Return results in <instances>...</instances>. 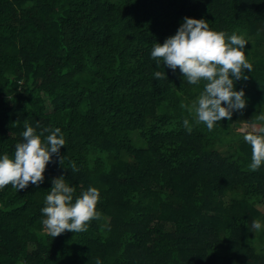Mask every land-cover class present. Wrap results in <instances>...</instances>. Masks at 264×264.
<instances>
[{
  "label": "trees",
  "instance_id": "1",
  "mask_svg": "<svg viewBox=\"0 0 264 264\" xmlns=\"http://www.w3.org/2000/svg\"><path fill=\"white\" fill-rule=\"evenodd\" d=\"M185 17L248 41L247 105L212 131L181 107L204 82L151 57ZM261 114L264 0H0V158L26 122L66 140L43 183L0 189V264H264V165L243 139ZM61 176L97 188L102 215L53 238L41 209Z\"/></svg>",
  "mask_w": 264,
  "mask_h": 264
},
{
  "label": "clouds",
  "instance_id": "2",
  "mask_svg": "<svg viewBox=\"0 0 264 264\" xmlns=\"http://www.w3.org/2000/svg\"><path fill=\"white\" fill-rule=\"evenodd\" d=\"M247 43L235 32L229 36L224 31L212 30L206 19L185 17L175 35L153 46L151 57L162 60L173 71L179 68L184 81L191 85L204 82L203 91L191 106L182 103L181 107L194 115L196 124L203 123L212 131L219 121L231 120L234 111H241L247 105L245 92L236 90V82L247 80L245 73L253 68L245 52ZM154 76L157 80L165 78L160 71ZM256 119L264 122V114ZM183 123L191 132L189 120ZM250 124L251 131H246L243 139L251 146L249 169L256 171L264 165V126H258L253 120ZM25 129L23 142L15 145L14 158L7 154L0 158V189L10 184L20 192L30 184L43 183L46 167L54 154L63 163L60 149L65 147L66 140L59 127L45 128L37 134L26 122ZM46 132L50 134L45 137ZM72 170L78 171L75 163ZM52 185L45 198L46 206L41 209L46 217L42 224L48 235L56 238L65 232H86L92 220L101 218L97 210L101 193L97 188L90 187L76 197V189L66 183L64 176L54 178ZM251 227L260 230L261 223L253 221ZM96 264L102 262L98 259Z\"/></svg>",
  "mask_w": 264,
  "mask_h": 264
},
{
  "label": "rangeland",
  "instance_id": "3",
  "mask_svg": "<svg viewBox=\"0 0 264 264\" xmlns=\"http://www.w3.org/2000/svg\"><path fill=\"white\" fill-rule=\"evenodd\" d=\"M237 129H238V130H250V125L247 124V123H243V124H241V125H238V126H237Z\"/></svg>",
  "mask_w": 264,
  "mask_h": 264
}]
</instances>
